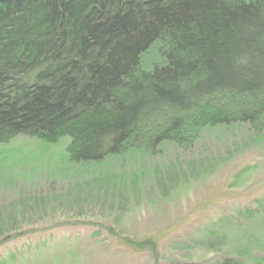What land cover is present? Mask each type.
I'll list each match as a JSON object with an SVG mask.
<instances>
[{
  "label": "trees",
  "instance_id": "obj_1",
  "mask_svg": "<svg viewBox=\"0 0 264 264\" xmlns=\"http://www.w3.org/2000/svg\"><path fill=\"white\" fill-rule=\"evenodd\" d=\"M236 124L264 132V0H0V143L100 162Z\"/></svg>",
  "mask_w": 264,
  "mask_h": 264
},
{
  "label": "rangeland",
  "instance_id": "obj_2",
  "mask_svg": "<svg viewBox=\"0 0 264 264\" xmlns=\"http://www.w3.org/2000/svg\"><path fill=\"white\" fill-rule=\"evenodd\" d=\"M68 143H0V264H264V132L100 162Z\"/></svg>",
  "mask_w": 264,
  "mask_h": 264
}]
</instances>
